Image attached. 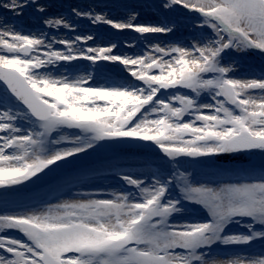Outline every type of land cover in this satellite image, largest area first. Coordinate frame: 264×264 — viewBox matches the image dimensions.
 I'll return each mask as SVG.
<instances>
[{
  "label": "snow or ice",
  "instance_id": "obj_1",
  "mask_svg": "<svg viewBox=\"0 0 264 264\" xmlns=\"http://www.w3.org/2000/svg\"><path fill=\"white\" fill-rule=\"evenodd\" d=\"M56 7L49 0H0V9L14 17L30 13L41 25L25 31L0 17L5 204L9 192L95 152L100 142L154 146L163 166L146 178L117 172L119 191L78 192L29 212L0 211V264H216L209 259L215 245L264 241V171L225 169L237 179L213 185L194 182L179 168L181 158L264 153V71L238 76L232 59L264 56V0H164L162 10L190 15V39L149 42L132 54L117 53L116 43L98 44L92 34L69 36L76 31L73 17L145 40L175 35V22L138 24L135 11L116 20ZM83 61L91 70L73 75ZM109 64L127 75L96 84L95 74ZM65 129L78 131L64 135ZM188 204L205 217L180 219ZM233 224L244 231L228 232ZM225 264H264V253Z\"/></svg>",
  "mask_w": 264,
  "mask_h": 264
},
{
  "label": "rangeland",
  "instance_id": "obj_2",
  "mask_svg": "<svg viewBox=\"0 0 264 264\" xmlns=\"http://www.w3.org/2000/svg\"><path fill=\"white\" fill-rule=\"evenodd\" d=\"M70 0H49L50 3H54L57 5L61 13H70L71 9L68 7ZM74 1H80V2H86L94 4L95 6L104 8L106 5H111L109 3H113L118 0H74ZM164 0H160L157 2L158 5H162ZM145 5H149V2L144 0L143 2ZM123 4L122 6L126 8H123L122 10L132 13L133 11H137L135 8L137 6L136 3H126L121 2ZM73 6V5H72ZM148 11H153L152 9L148 8ZM186 10H180L179 15H177V18H179L182 21L189 22L190 15L185 14ZM32 20V19H31ZM74 20L80 23L81 25H88L91 26L93 29V33H97L99 37L103 38V44H109V43H116L118 46L125 47L128 45L127 41H119L117 38V33L115 32V29H111L108 25H93L90 21L86 19H80L75 18ZM192 21V20H191ZM62 33V32H61ZM63 34V33H62ZM75 35V34H73ZM129 37L131 39H135L136 37L128 33ZM185 39H189L188 36L184 37ZM143 40V38H141ZM243 54L244 60L248 64L256 65L259 64V61H261L264 64V56H261L257 52H248V53H234V57H239ZM243 58V57H242ZM84 67H89V70H91V67L88 65V62L83 61L79 62L80 65ZM249 65H247L248 67ZM106 68H103L101 71L97 72L100 76H103L104 78H111V76H115L118 78H122L127 75V73H123L121 71V67L118 65H106ZM63 71V69H61ZM96 73V74H97ZM95 74V75H96ZM0 88H2V85H0ZM71 130V129H70ZM68 129L64 131H70ZM63 131V133H64ZM78 131V130H77ZM71 133H75V130H71ZM103 144L102 142H100ZM104 145V144H103ZM259 150H254L252 154H249L251 156V160L237 163V162H218L213 159V157H206V158H198V159H191V158H181V162L179 164V168L181 171H187L190 175V178L194 182H200V183H208V184H217L221 182H229V181H235L237 179V176L230 173V172H224L222 170L225 169H235V168H249L256 170L258 158H257V152ZM143 154H118L115 152H111L105 145L103 147H98L95 152L90 153L86 157L81 158L80 162L78 159L73 160L71 164L75 162H79L82 166H87L89 163H98L97 166H95V169L106 167L105 169H98V171L89 173L88 181L85 182V185L81 187L82 190H87L88 192H102V193H111L114 191H119L122 187H124L123 182L119 180L118 176L116 175L119 171L124 172H130L135 174L133 171L134 168L140 167V166H148L152 167L154 171L161 168L163 166V162L160 158V156L151 157V156H141ZM111 157V158H110ZM130 157V158H128ZM111 161H107L108 159ZM74 167V165H72ZM116 166V167H115ZM71 166H69V169ZM167 168L170 170L171 165H167ZM68 169V168H67ZM66 169L63 167V165L59 168L53 167V170L51 172H48L47 175H42L41 180L36 182L35 184H28L27 187H20L18 191H12L7 194V197H18L19 201H17V207L13 208L10 211L15 212H29L37 209H41L45 206L46 203H58L62 200L70 199L74 195H63V193H56L48 199L49 194H42L39 195V197L36 199L38 202L41 203L38 206H29V202L31 200V195L36 194L37 191H52V187H48L47 185L53 183L61 174V172L65 171ZM47 171V170H46ZM204 176H201L203 175ZM211 175V176H210ZM146 177L148 175H145ZM145 177V178H146ZM204 178V179H203ZM3 190H0L2 192ZM28 196V197H27ZM30 196V197H29ZM6 197V198H7ZM5 199L3 196H0V200ZM188 218L192 219L191 217L195 216L198 217L197 219H203L206 215L205 211L198 205L195 204H188ZM8 210V209H7ZM9 211V210H8ZM180 218V217H179ZM193 219V220H197ZM228 232L235 233V232H241L244 231V229L238 227L237 225L233 224L228 227ZM238 247H241L244 251L248 252V256H259L260 254L264 253V241L256 240L252 242L249 245H239ZM236 245L231 246H224V245H215L211 249V255L209 257L210 261H215L216 264H225V262L229 260H234L237 258V256H242L243 253H240L238 250L235 251L238 248Z\"/></svg>",
  "mask_w": 264,
  "mask_h": 264
},
{
  "label": "bare ground",
  "instance_id": "obj_3",
  "mask_svg": "<svg viewBox=\"0 0 264 264\" xmlns=\"http://www.w3.org/2000/svg\"><path fill=\"white\" fill-rule=\"evenodd\" d=\"M146 1L149 2V5H145L143 3L144 0H118L113 3H109L111 5H106L104 8L95 6L94 4H91V3L74 1V0H70L68 4L77 6L83 9L84 11L101 12L103 14H107L110 18H113L116 20H127L131 13L122 10L123 8H126L127 6L125 5V7H123L122 6L123 4H121V2H126V3L132 2V3L137 4V6L135 7L137 11L135 12L138 14L137 19H136V23L138 24H159V23L171 24L172 22H175L177 26V31L175 32V35L169 34L167 36H164L161 34H149L147 37V40L145 39L141 40L140 34H137L131 30H124V31L115 30L119 41L126 40L128 45H134V47H129L128 45L125 47L118 46L116 51L119 54H125V53L132 54L133 52L142 51L144 46L149 42L153 44L155 43L168 44L170 42H175L177 40H184L185 36H188V38L190 39L189 34L192 31L193 21L190 20L189 22L188 21L185 22L177 18V15H179L180 11L171 12L167 10H162V8L160 7L161 5L157 4V2H159L160 0H146ZM148 8L152 9L153 11H148ZM59 10L60 8L58 6L55 9H53L54 12L59 11ZM0 17H7L8 23H14L17 27H23L25 31L29 29L35 30L37 27L41 26L37 24L35 17H33L30 13H26L22 17H14L12 13L6 12L5 10L0 9ZM0 26H2V21H0ZM75 29H76L75 33H68V35L72 36L73 34H92L94 37H96V41H95L96 43L103 44L104 39L102 37L100 38L97 33H93V29L91 26H88V25L84 26L76 21ZM61 32L57 33V35H61V36L64 35V31L62 30ZM128 33L133 34L136 37V40L128 38L129 37ZM244 57L245 56L243 54H241L240 58L236 56L234 57V55L232 57V59H235L237 62L238 71L236 75L238 76H258L261 71H264V64L261 61H259L261 65L259 64L250 65L244 60ZM227 62L228 61H226V63ZM247 65L249 66L247 67ZM83 68H84V64L83 66L80 65L81 71L74 72L73 75L83 74ZM54 74H58V73L54 72ZM109 79L119 80L121 78H118L115 76H111V78H104L103 76H100L98 73L95 75L96 84H104L106 80H109ZM180 91H184V90H180ZM207 99L208 98L206 95H202L201 102H206ZM70 131H64L63 134L64 135L74 134V133H71ZM75 132H77V130H75ZM90 153H92L91 150H90ZM133 154H136V153H133ZM141 156H146V155H141ZM148 156L156 158V156H152V155H148ZM83 157H86V156L81 154L78 161L80 162L81 161L80 159ZM257 158L259 162L256 164L257 168L256 170H254V172L256 175H259L261 171H264V153H261L260 151H258ZM78 161L73 164L70 163V164L63 165V167L66 170L61 172L60 176L53 183L47 185V190H48V187H52L53 190L52 191L48 190L46 192L37 191L36 194L31 195L29 206L35 207V206H38L39 204L41 205V203L38 202L36 199L39 197V195H42V194H49L47 198L50 199L55 194V192L60 193V194L63 193V195L65 196L75 195L78 192H88L87 190L86 191L82 190L81 187L85 185V182L89 180L88 179L89 173L98 171V169L100 170V169H105L108 167L106 166V167L95 169V166H97L98 163H101L102 161L97 162V163H89L87 166H82ZM107 161H111V160L108 159ZM72 165H74V167ZM69 166H71L70 169H69ZM133 170L135 174L141 175V178H145L146 177L145 175H148L149 173L154 171L152 167H148L144 165L140 167H136ZM201 176H204V174ZM4 201L5 199L0 200V211L4 210L5 208L10 211L13 208L17 207L16 202L19 201V198L18 197H14V198L7 197L6 204ZM188 217L189 216H184V217H180V219H189ZM191 218L193 220V219H197L198 217L193 216ZM236 246L238 247L239 245H236ZM237 250L240 253H243L242 256H248V252L244 251L241 247H238L235 251L237 252Z\"/></svg>",
  "mask_w": 264,
  "mask_h": 264
},
{
  "label": "water",
  "instance_id": "obj_4",
  "mask_svg": "<svg viewBox=\"0 0 264 264\" xmlns=\"http://www.w3.org/2000/svg\"><path fill=\"white\" fill-rule=\"evenodd\" d=\"M111 152H117L120 154L138 153L144 155L160 156L159 150L154 146H144L143 143L138 144H126L112 146L108 142H103ZM214 160L220 162H237L242 163L251 160V156L247 153H234V154H222L218 157H213Z\"/></svg>",
  "mask_w": 264,
  "mask_h": 264
}]
</instances>
